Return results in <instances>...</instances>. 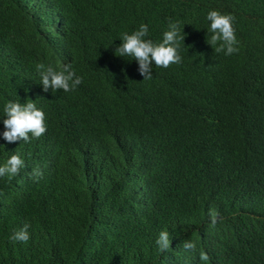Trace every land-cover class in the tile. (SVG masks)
<instances>
[{
	"label": "trees",
	"instance_id": "1",
	"mask_svg": "<svg viewBox=\"0 0 264 264\" xmlns=\"http://www.w3.org/2000/svg\"><path fill=\"white\" fill-rule=\"evenodd\" d=\"M210 10L235 17L237 53L207 43ZM170 21L182 60L143 80L122 34L161 43ZM38 64L83 82L45 92ZM31 100L47 131L7 142L5 105ZM17 153L0 264H264V0H0V166Z\"/></svg>",
	"mask_w": 264,
	"mask_h": 264
},
{
	"label": "clouds",
	"instance_id": "2",
	"mask_svg": "<svg viewBox=\"0 0 264 264\" xmlns=\"http://www.w3.org/2000/svg\"><path fill=\"white\" fill-rule=\"evenodd\" d=\"M206 19L210 21L211 32L210 39L207 41L211 46L217 45L215 52H224L225 55H232L239 51L238 40L235 34L233 23L235 17L230 13H221L218 10H210L207 13ZM149 28L146 24H141L139 29L131 34H122V44L116 48L117 56H130L139 64V73L143 80L152 79V66L168 68L173 64H179L182 60L179 54L181 41L184 43L185 33L182 35L179 27V22H169V30L163 33L161 43H154L148 39ZM37 71L40 75V83L43 90L47 92L49 89L52 92L63 90L69 92L83 82V78L77 76L70 65H65L62 70H56L51 66L44 64L37 65ZM32 101V100H31ZM6 119L3 120L5 131L3 138L9 143L17 140L29 142L30 135L32 138L41 137L46 131L44 112L36 107L34 101L20 103L8 102L4 107ZM25 166L24 160L21 156L13 154L7 162L0 166V177L8 175L15 177L19 174L21 168ZM35 175L40 176L38 170H34ZM209 216L211 225L215 226L217 222L218 213L215 209H210ZM30 224L25 223L23 227L15 232L9 239L12 242H27L30 239L28 229ZM156 244L161 251H166L170 248L171 241L167 231H161ZM185 249L195 250L196 244L194 242L185 241L183 243ZM200 260L207 262L209 256L205 252H200Z\"/></svg>",
	"mask_w": 264,
	"mask_h": 264
}]
</instances>
